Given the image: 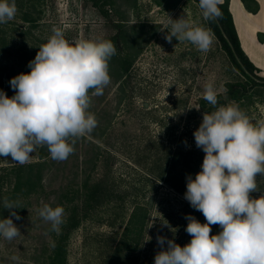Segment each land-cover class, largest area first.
I'll return each instance as SVG.
<instances>
[{"label":"rangeland","instance_id":"374dc122","mask_svg":"<svg viewBox=\"0 0 264 264\" xmlns=\"http://www.w3.org/2000/svg\"><path fill=\"white\" fill-rule=\"evenodd\" d=\"M110 1L104 6L105 17L87 0H15V18L0 24V67L10 73L2 78L1 90L9 97L15 94L9 81L30 72L29 61L47 42L53 27L61 28L69 41L104 38L114 33L112 22L123 25L120 28L143 24L146 36L129 69L127 97L116 104L119 90L112 76L103 95L92 97L89 111L95 114L98 126L90 135L101 138L86 135L77 139L74 153L63 161L52 159L46 147L36 148L31 155L28 162L45 161L41 180L48 195L40 199L38 211L24 210L20 221L12 218L21 235L12 241L0 238V259L5 257L6 262L13 256L29 262L35 244L31 235L37 231L34 225L44 221L39 209L45 203L54 204L63 184L70 190L81 187L86 178L98 180L104 175L112 199L86 209L79 206L80 214L86 216L70 232L66 264H154L160 251L158 235L183 247L191 240L185 231V216L206 222L184 198L186 178H195L201 171L205 155L196 147L193 135L204 113L197 101L207 83H214L222 93L224 83L240 75L215 35L207 52L187 41L173 38L169 43L165 39L169 17L184 16L209 29L195 0ZM233 102L253 123L264 121V86L252 89L248 99ZM170 163H174L172 168ZM13 164L19 163L0 157V167ZM257 184L253 197L264 193V176L257 177ZM136 203L147 207L139 241L133 249H117ZM78 204V198H68L59 206L65 215ZM28 226L32 227L29 232ZM211 227L210 235L221 230L219 225Z\"/></svg>","mask_w":264,"mask_h":264},{"label":"clouds","instance_id":"9594fccd","mask_svg":"<svg viewBox=\"0 0 264 264\" xmlns=\"http://www.w3.org/2000/svg\"><path fill=\"white\" fill-rule=\"evenodd\" d=\"M220 2L199 0L205 20L221 17ZM17 11L15 0H0V24L12 21ZM168 23L169 43L175 38L201 52L210 50V29L184 16L169 17ZM116 51L111 40L69 41L61 28L53 27L29 61L30 72L9 81L15 94L9 97L0 90V157L23 165L38 147H46L57 161L72 155L76 140L98 126L89 109L92 97L103 95L111 83L109 62ZM202 96L215 110L203 113L193 133L196 147L205 155L201 171L186 178L184 198L206 222L185 216L191 240L183 247L158 235L160 251L154 264H264V193L251 195L258 192L257 177L264 176V121L253 123L234 102L216 107L218 91L212 82L204 86ZM3 208L10 218L0 219V237L12 241L21 235L11 218L21 219L15 211L19 206L5 198ZM64 213L62 206L47 203L39 209L52 232L60 231ZM213 225L221 230L210 235Z\"/></svg>","mask_w":264,"mask_h":264},{"label":"trees","instance_id":"16d2710c","mask_svg":"<svg viewBox=\"0 0 264 264\" xmlns=\"http://www.w3.org/2000/svg\"><path fill=\"white\" fill-rule=\"evenodd\" d=\"M91 2L98 10L107 17L108 13L104 6L111 3L110 0H87ZM199 6V0H195ZM244 7L251 12H256L258 4L255 0H241ZM222 15L216 20H205V26L213 32L221 47L225 50L232 67L239 73L240 77L227 80L224 83V92L218 93V104L216 107L233 101L241 102L247 98L251 90L264 86V74H261L259 69L247 58L242 51L239 40L235 31L231 13L228 9V0H222L219 5ZM114 33L104 37L103 39L111 40L116 46V55L109 62V74L113 77L112 83L117 85L119 95L116 104L121 99L126 98L128 93H125L126 86L129 80V69L132 65L133 58L140 52L142 45L145 42L146 36L143 33V24L120 28L118 22L110 23ZM122 43H124L122 45ZM10 73L5 68L0 67V90L2 88V78L9 77ZM14 92V91H13ZM118 94V93H117ZM14 95V94H13ZM13 95H10L13 96ZM197 105L203 112H212L215 108L203 99L201 95L197 101ZM98 139L100 135H95ZM91 137H94L90 135ZM99 136V137H98ZM132 139V137H131ZM121 141L118 143L120 146ZM44 155L41 156V159ZM171 164V163H170ZM174 164V163H173ZM171 164V168L174 166ZM45 167L44 160L27 162L23 165L13 164L11 167L4 169V174H0V219L10 218L9 210L3 208L4 199L14 201L19 206L15 211L22 218L24 210L30 213L39 208V201L45 194V188L41 180V171ZM7 184V187H3ZM107 182L105 176L102 175L98 180H90L86 178L82 181L81 187L67 189L62 186L59 195L52 206L61 205L68 201L78 198L80 204L70 207V211L64 215V222L60 226L59 232H52L50 224L42 221L40 225H34L37 230L34 236V246L31 252L29 262L23 259L10 260L6 262V258L0 259V264H66L67 251L66 245L71 230L75 229L82 218L86 216L80 214L79 206L87 208L90 206L100 205L106 200L112 199L110 190L106 189ZM113 190V189H112ZM77 204V203H76ZM147 207L140 203L133 205L130 210L126 227L124 228L121 238L118 241L117 249H133L135 243L139 241L142 228L145 226ZM15 221H20L16 220ZM32 227L28 226L31 230ZM1 238V237H0ZM32 239V237H31ZM54 244V246H53Z\"/></svg>","mask_w":264,"mask_h":264},{"label":"crops","instance_id":"0c3cea01","mask_svg":"<svg viewBox=\"0 0 264 264\" xmlns=\"http://www.w3.org/2000/svg\"><path fill=\"white\" fill-rule=\"evenodd\" d=\"M255 1L256 12L248 11L241 0H228V9L242 51L264 74V0Z\"/></svg>","mask_w":264,"mask_h":264}]
</instances>
